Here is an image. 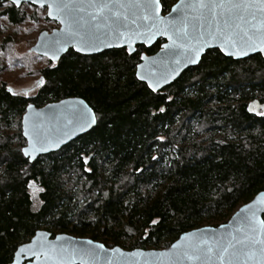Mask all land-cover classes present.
Instances as JSON below:
<instances>
[{"label":"trees","instance_id":"1","mask_svg":"<svg viewBox=\"0 0 264 264\" xmlns=\"http://www.w3.org/2000/svg\"><path fill=\"white\" fill-rule=\"evenodd\" d=\"M177 1L161 0L163 12ZM0 4L8 5L0 18L6 13L19 29L28 17L24 7ZM164 42L139 45L131 55L125 48L94 56L70 50L57 64L43 58L38 71L24 60L45 81L31 98L13 96L3 83L0 264H11L18 247L40 230L109 248L164 250L184 233L227 223L264 191V115H257L264 106V58L234 60L209 50L198 66L153 92L137 79L136 68L143 54H156ZM1 48L11 52V41ZM72 97L92 107L97 126L31 163L20 151L27 106ZM81 153L94 157L93 173L83 171ZM30 183L43 189L37 209Z\"/></svg>","mask_w":264,"mask_h":264},{"label":"snow or ice","instance_id":"2","mask_svg":"<svg viewBox=\"0 0 264 264\" xmlns=\"http://www.w3.org/2000/svg\"><path fill=\"white\" fill-rule=\"evenodd\" d=\"M22 4L29 7L39 4L41 9H45L46 15L54 20H59L65 28L47 42V48L53 50L51 59H57L56 53L66 51L67 46L71 44L77 52H91L100 50L101 45L112 47L113 41H124L127 45L128 54L131 55L135 51L133 44L135 40L142 39L145 43L150 42L156 35H167L172 41L171 45L166 44L164 50L166 55L171 53L175 64H180L181 59L177 57V51L182 50L179 55L183 57V62L197 63L203 43H199L204 35V21L207 19L206 12L211 14L212 20L215 22L214 30L209 26L208 35L213 39L220 36L229 46L231 51L227 54L231 56H247L250 51H258L264 53V0H198L197 3H186L185 0H180L172 12L176 13L172 16V12L168 17L159 15L161 8L160 0H10V6L13 8H21ZM3 5L0 4V7ZM188 9H193L197 15L189 18ZM217 10H222L218 12ZM246 13L251 17L252 21L250 28L242 27L241 24L232 25L229 23V17H236L243 21ZM23 16V12H21ZM224 16V28L220 27L217 20L218 16ZM259 16V19H258ZM9 17L5 13L3 19ZM47 35V33H45ZM196 41V43H193ZM198 45V46H197ZM116 46H123L117 43ZM47 54V53H46ZM140 59L146 63L138 65L141 69H146L150 66L157 65L159 62L150 60L148 57L141 56ZM166 66V65H165ZM176 69H172L175 73ZM141 80H148V86L153 92L157 88L161 80L167 82L168 75L158 76L155 72L146 71L137 73ZM173 78H175L173 76ZM45 83L43 79L36 82V87H40ZM7 91L13 96L21 95L13 91L11 87ZM28 95L27 92L22 93ZM171 100V97L167 98ZM31 109L32 105H28ZM250 112L254 109L250 106ZM160 112L165 109L161 107ZM73 119H68L67 124H73L77 128L86 130L96 123V117L90 109H81L74 107L72 110ZM264 115V113H257ZM31 117L25 115L23 123L25 125L24 136L28 137V146L23 147L20 151L23 156L29 160L35 159V154L38 152H47L51 146L59 147L64 143L62 137L55 140L44 135L40 131V125L32 121L29 129ZM67 126V125H66ZM70 137V133H65ZM158 139H163L159 137ZM81 161V167L84 172L93 173V166H89L94 157L81 153L78 157ZM153 159H156L153 156ZM137 171H141L137 169ZM33 188V184L28 185ZM35 191H43V189H34ZM105 196L108 193H104ZM33 195V199H35ZM264 205V194L257 201ZM243 214V215H241ZM239 218L240 228L238 231L244 233L242 238L232 236L231 239L224 244L221 240L210 243L203 240L195 245L174 244L173 249H183V258L189 260H211L213 256L220 261V264H232V259L240 255L248 256L249 258L259 254L264 258V220H258L254 205H247L237 214ZM153 225L158 221L152 220ZM40 235H43L42 233ZM194 234H189L192 236ZM57 239H64L58 237ZM235 241V244L232 242ZM92 241H87L88 245H92ZM237 245L240 247L237 248ZM96 249H100L97 252ZM231 249V251H230ZM103 244L95 245L93 248L67 249L64 246L57 248L55 245L45 244L41 241H35L30 245L22 246L16 252V264H20L21 256H33L43 260V264H69L70 260H75L77 257L83 259L98 260L102 252H106ZM114 253L120 252L119 249H112ZM176 253H162L161 255H175ZM121 256L125 254L120 252ZM130 255H138L132 253ZM107 264H113L112 258H107Z\"/></svg>","mask_w":264,"mask_h":264},{"label":"water","instance_id":"3","mask_svg":"<svg viewBox=\"0 0 264 264\" xmlns=\"http://www.w3.org/2000/svg\"><path fill=\"white\" fill-rule=\"evenodd\" d=\"M0 2H9L10 0H0ZM124 2H128V0H124ZM186 3H197L198 0H185ZM180 3V0H178L171 8V10L166 14L163 12V5L160 0L161 8L159 11V15L162 17H168L169 13L172 12V9ZM23 5V4H22ZM21 5V6H22ZM33 6L39 7V4H35ZM40 8V7H39ZM218 12L222 10H217ZM187 12L189 13V18L191 19L192 16L197 15V12L193 9H188ZM244 15V20L240 21L236 17H229V23L232 25L235 24H241L242 27L250 28L251 23H257V21H252L251 17L248 16L246 13H241ZM176 13L172 12V16H175ZM207 19L203 22L204 23V35L199 43H203V50L200 53L199 60L197 63H187L185 64L183 62V57L179 55V53L182 50L177 51V57L181 59L180 64H175L172 58V54L169 53L166 55L164 46L166 44L171 45L172 41L168 39L167 35H156L150 42L145 43L142 39L135 40L133 44V48L135 49L132 54H134L137 51V46L143 45L147 48L153 47L159 40H164L165 42L162 44L161 49L154 55L149 56L147 54H143L142 56L148 57L150 60L158 61L159 63L154 66H150L146 69H141L137 66L136 68V77L137 79L146 84L148 86L149 81L141 80L138 78L137 73H143L146 71L155 72L158 76L160 75H168V73L172 72V69H176L175 73H172L171 75H168L167 82H164V80L160 81V84L157 88L156 92H160L164 90L165 88L171 86L175 81H177L181 75L187 71L188 69L192 67H196L200 64L202 58L205 56L207 51L209 50H219L225 57L232 58L234 60H244L247 58H250L254 55H261L264 58V53L258 52V51H250L247 56H231L227 53L231 51L227 43L223 40L222 37L217 36V38L213 39L210 35H208L209 32V26H212V29L214 30L215 22L212 20L211 14L207 13ZM49 20L57 22L60 26L57 29H54L51 33L47 31H43L36 42V44L29 50L30 54H36L38 56H41L43 58L48 59L49 61L53 63H58L70 50H74L76 53L84 56H94V55H100L106 51L113 50V49H127V45L124 41H113L112 47H107L104 45H101L100 50L96 51L93 50L91 52H77L75 47H73L71 44L67 46L66 51H60L56 53L57 59H51L53 55V50L47 48V42L53 39L54 36H56L58 33H60L64 28L65 25L61 24L59 20H54L51 17H49ZM224 16L220 15L217 17V20L220 23V27L223 29L224 23ZM259 19V16H258ZM47 33V35H45ZM117 43L123 46H116ZM193 43H196L194 41ZM198 46V45H197ZM128 51V50H127ZM47 53V54H46ZM146 62L141 59V62L139 65H143ZM166 65V66H165ZM173 76L175 78H173ZM148 88L152 91V89L148 86ZM32 105V108L29 109L27 107V110L24 114L31 117L30 123H29V129L31 128L32 121L36 122L40 125V131L42 134L50 137L51 139L55 140L58 137H62L65 141L64 143H61L59 147L51 146L50 150L47 152H38L35 154V159L29 160L31 163L35 162L39 157L46 156L51 153L59 152L62 148L70 144L71 142L75 141L79 137L89 133L91 130H93L97 126V116L95 111L92 109V107L82 98L72 97L67 98L64 100H61L59 102H54L47 104L44 107L37 108L34 104ZM74 107H78L81 109H90L91 112L96 117V123L92 125L91 127H88L86 130H81L79 128L76 129V131H72L73 127H75V122L73 124H67L68 119H73L72 117V110ZM23 116V118H24ZM22 118V135L23 138L26 140V146H28V137L24 136V129L25 125L23 123ZM67 125V126H66ZM65 133H70V137L68 135H65ZM29 159L28 157H26ZM263 192H260L258 195H256L253 200H251L249 203L241 206L230 218V220L227 223H224L218 227L213 226H206L199 229L192 230L190 232L182 234L177 241H175L169 248L164 250H141V249H135V250H125L119 246L114 248H109L105 244L94 241L90 238H79L68 234H58L57 236L53 237L51 233L45 230L38 231L35 236L31 239L30 242L23 244L18 247L17 251L24 245H30L35 241H41L45 244L55 245L57 248L60 246H64L67 249H80V248H93L95 245L103 244L105 246V249H107L106 252L101 253V257L98 260L90 259L88 257H85L83 259H80L77 257L75 260H70L69 264H107V258L113 259V264H220V261L213 256V258L209 260H204L203 258L201 260H189L186 258H183L182 252L183 249L176 250L173 249L174 244H182V245H195L200 243L203 240H207L210 243H215L217 240H221L222 243L227 244V242L231 239L232 236H236L237 238H242L244 233L238 231L240 228L239 218L237 217V214L241 212V209L245 208L247 205H254V208L256 210V217L258 220H264V205H261L257 203V201L262 197ZM243 215V214H241ZM43 235H40V234ZM189 234H194L192 236H189ZM58 237H63L64 239H57ZM87 241H92V245H88ZM235 244V241H232ZM240 246L237 245V248ZM112 249H119L120 252L124 253V256L120 255V252L114 253ZM16 251V252H17ZM97 252H100V249H96ZM231 251V249H230ZM16 252L14 255V260L11 264H16ZM132 253H138V255H130ZM162 253H176L175 255H161ZM20 264H43V260L37 259L33 256H21L20 258ZM232 264H264V258H261L259 254L249 258L245 255H240L238 257H235L232 259Z\"/></svg>","mask_w":264,"mask_h":264},{"label":"rangeland","instance_id":"4","mask_svg":"<svg viewBox=\"0 0 264 264\" xmlns=\"http://www.w3.org/2000/svg\"><path fill=\"white\" fill-rule=\"evenodd\" d=\"M8 7L7 4L0 7V12ZM24 11L28 14L25 23L16 29L12 27L8 20L0 18V59L3 56L2 64L0 65V83H6L14 88V90H28L37 82L39 76L34 75L28 70L27 64H31L35 71L45 66L43 57L29 55L28 50L35 45L39 34L43 31L51 33L54 29L59 28V24L55 21H50L47 18L45 9L32 8L31 6L24 7ZM34 16V18H33ZM9 39L11 41V52H5L1 48V42ZM25 63H23V61ZM38 186H34L31 190L34 207L37 209L40 205ZM88 238V237H86Z\"/></svg>","mask_w":264,"mask_h":264},{"label":"flooded vegetation","instance_id":"5","mask_svg":"<svg viewBox=\"0 0 264 264\" xmlns=\"http://www.w3.org/2000/svg\"><path fill=\"white\" fill-rule=\"evenodd\" d=\"M5 3H9V2H5ZM4 6V5H3ZM23 7H27L28 5H26V4H23L22 5ZM21 6V7H22ZM31 7L32 8H36V10H37V8H39V7H36V6H33V5H31ZM33 18H34V16H33ZM47 18H48V16H47ZM8 20V19H7ZM48 20H49V18H48ZM51 21V20H50ZM9 22V21H8ZM12 27H14L12 24H10ZM60 26V25H59ZM42 33V32H41ZM40 33V34H41ZM39 34V35H40ZM39 37V36H38ZM37 40H38V38H37ZM37 40H36V42H37ZM36 44V43H35ZM33 47V46H32ZM31 47V48H32ZM30 48V49H31ZM29 49V50H30ZM29 50H28V53H29ZM30 54V53H29ZM34 55H36V54H34ZM38 56V55H37ZM53 63V62H52ZM2 64V60L0 59V65ZM55 64V63H54ZM57 64V63H56ZM41 79H43L42 77H39V79L37 80V81H39V80H41ZM2 83H0V90H1V88H2ZM8 87H11L10 85H7V87L6 88H8ZM41 87L42 86H40V87H36V83L32 86V88H29L28 90H14V88L13 87H11L12 89H13V91H15V92H17V93H21V95H17V96H23V97H26V98H31V97H33V96H35L39 91H40V89H41ZM24 92H27L28 93V95H23L22 93H24ZM59 102V101H58ZM30 104H32V103H30ZM29 104V105H30ZM28 107V106H27ZM37 107V106H36ZM37 108H41V107H37ZM254 109V111L253 112H255L256 113V109L255 108H253ZM26 110H27V108H26ZM262 110H264V106H261L260 107V111H259V113H261L262 112ZM26 112V111H25ZM25 114V113H24ZM24 114H23V116H24ZM23 116H22V118H23ZM21 129H22V120H21ZM26 141V140H25ZM31 184H33V183H31ZM35 185L33 184V187H34ZM31 190H32V188H30Z\"/></svg>","mask_w":264,"mask_h":264}]
</instances>
